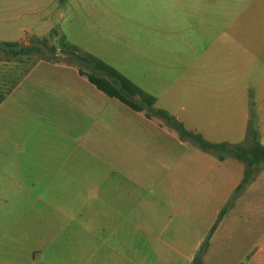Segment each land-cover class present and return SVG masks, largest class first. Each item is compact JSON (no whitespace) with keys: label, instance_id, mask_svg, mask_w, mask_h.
I'll use <instances>...</instances> for the list:
<instances>
[{"label":"rangeland","instance_id":"374dc122","mask_svg":"<svg viewBox=\"0 0 264 264\" xmlns=\"http://www.w3.org/2000/svg\"><path fill=\"white\" fill-rule=\"evenodd\" d=\"M40 40L41 53L0 78V95L40 58L77 64L63 50L70 46L113 66L210 142L246 144L243 116L249 123L262 105L264 0H0V42ZM10 59L0 51V61ZM85 85L100 95L94 115L0 111V264H245L257 233L221 184L216 155ZM71 151L84 161L60 164ZM43 167L47 178L29 179ZM258 183L263 190L264 176ZM256 199L264 205V193ZM135 223L153 226L150 236Z\"/></svg>","mask_w":264,"mask_h":264},{"label":"crops","instance_id":"0c3cea01","mask_svg":"<svg viewBox=\"0 0 264 264\" xmlns=\"http://www.w3.org/2000/svg\"><path fill=\"white\" fill-rule=\"evenodd\" d=\"M0 62L3 64L0 66V78L2 79L13 78L15 69L19 68L23 63V61L15 59L2 60ZM31 76H34V78L31 82H29V85L20 91L21 93L18 97H14L16 92L20 90L25 81ZM86 82L89 81L84 76L79 74L75 64L70 62L40 59L34 62L32 66L24 72L23 76L18 78L10 86L5 96L3 95L0 99V111L7 115L39 116L45 115L46 111L50 110L51 107L54 108L55 106H59L60 109L70 110L72 115H94L95 113H99L100 95L98 94V96H96L93 89L86 92ZM39 84L42 86L44 85L45 89L34 88V85ZM94 88L96 89L95 86ZM40 91L43 93H39ZM261 100L262 105L259 108V114L254 115L253 120L257 129L259 142L264 145V94ZM243 119L244 123L248 125L246 116H243ZM190 130L196 132L195 128ZM224 141L228 143L232 142L230 139H226ZM33 148L31 149L32 151L34 150ZM72 150L74 151V147H72ZM31 156L33 159L32 162L34 161L36 164L48 163V159L45 156L37 157L36 154H32ZM226 160L227 158L219 160V178L221 180V184L224 187H227V191L231 195L238 196L237 208L240 213H243V222L248 224L251 220L249 228L254 230V233H257V237L253 238L251 243H249V249L251 252L249 251V259L245 264H264V230L262 232L259 230L262 226L264 227V205L259 204L256 199L264 193V189L262 190V187H260L258 183V180L264 176L260 172V169L263 167H261V165L256 167V170L254 169V171L250 174L247 182L243 184L242 187H238L244 177L245 170L226 164ZM83 161L84 159L82 155H80V157L79 155L72 156L71 151L68 155L63 157L59 163L62 165L69 163L77 165ZM48 174H51V172L48 171L47 167H43L42 172L39 173L32 170L29 179L33 181L41 178H47ZM207 175L208 173L206 171L203 176L206 177ZM50 177L52 178L53 176ZM223 214L224 213H222V215ZM223 218L224 216L222 217V221ZM147 227L148 226L146 225H139L135 223L134 229L141 230L145 232L144 234H146V236H150L153 226H150L149 229H147ZM152 239L163 243L158 236H153Z\"/></svg>","mask_w":264,"mask_h":264},{"label":"trees","instance_id":"16d2710c","mask_svg":"<svg viewBox=\"0 0 264 264\" xmlns=\"http://www.w3.org/2000/svg\"><path fill=\"white\" fill-rule=\"evenodd\" d=\"M39 44L42 46L47 45L46 40H40L36 44L27 45L17 41H1L0 51L11 55L16 60L23 61L22 58H28L34 52H42ZM50 49L53 51L54 47L51 46ZM63 50L67 54L74 55L77 58L78 63L75 65L79 74L84 76L96 89L106 96L116 98L130 109L143 113L148 119H154L153 115L160 117L163 120L161 123L169 126L181 138L193 142L203 150L212 151L219 160L230 156L243 162L245 164L244 177L238 187H242L247 182L250 174L258 164L264 163V145L259 142L253 119L248 123L246 144H232L225 141L210 142L203 138L200 133L187 129L181 121L165 109L156 108L154 106L156 98L152 94L141 89L113 66L91 54H78L76 49L70 46H67ZM82 65L89 67L90 70H84ZM2 97L3 95H0V99ZM223 212L224 210L220 211L215 224L210 229V233L214 231Z\"/></svg>","mask_w":264,"mask_h":264}]
</instances>
